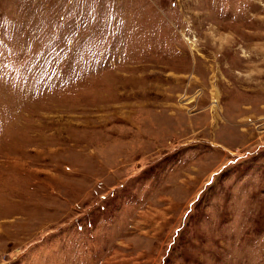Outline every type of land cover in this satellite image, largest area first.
<instances>
[{"label": "rangeland", "instance_id": "1", "mask_svg": "<svg viewBox=\"0 0 264 264\" xmlns=\"http://www.w3.org/2000/svg\"><path fill=\"white\" fill-rule=\"evenodd\" d=\"M0 264H264V0H0Z\"/></svg>", "mask_w": 264, "mask_h": 264}]
</instances>
